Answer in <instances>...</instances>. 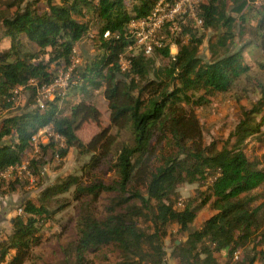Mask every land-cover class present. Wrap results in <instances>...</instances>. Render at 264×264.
Returning <instances> with one entry per match:
<instances>
[{"label":"trees","instance_id":"1","mask_svg":"<svg viewBox=\"0 0 264 264\" xmlns=\"http://www.w3.org/2000/svg\"><path fill=\"white\" fill-rule=\"evenodd\" d=\"M158 1L43 0L38 6L34 0L12 4L11 12L0 15V109L13 105L14 89L30 90L27 108L0 121V171L23 161L32 149L31 137L43 126L63 140L51 137L40 144L30 159L33 177L41 178L46 164L55 155L62 160L70 148L90 155L81 174L58 176L21 203L9 234L0 239V264L33 258L45 225L70 205L64 194L71 188V199L78 203L75 237L63 249L62 264H95L106 251L117 255L109 264H162L172 224L185 234L173 245L175 264H229L236 250L245 252L236 264H264V222L253 194L264 183V169L246 150L249 136L264 139V90L250 108H242L224 140L205 142L194 109L229 91L249 72L244 47H236L237 27L242 35L254 18L264 50V5H258L261 0H202L197 8L202 28L188 15L166 23L156 36L161 46L146 55L129 23L146 17ZM86 35L93 53L76 64L75 46ZM205 39L206 59L200 57ZM121 57L128 61L125 69ZM60 72L69 74L68 86L40 109L37 88L51 84ZM102 89L110 124L86 143L76 131L87 120H99L100 111L90 100ZM74 94L81 97L63 113L60 103ZM120 130L129 131V141H118ZM102 163L113 173L109 181L83 176ZM20 181L12 172L7 181L0 178V191ZM195 182L206 186L177 207L172 200L176 188ZM103 194L107 200L99 209ZM207 204L215 212L192 228Z\"/></svg>","mask_w":264,"mask_h":264},{"label":"rangeland","instance_id":"2","mask_svg":"<svg viewBox=\"0 0 264 264\" xmlns=\"http://www.w3.org/2000/svg\"><path fill=\"white\" fill-rule=\"evenodd\" d=\"M29 1L34 0H0V15H7L11 12L13 10L12 4L14 6H22ZM35 1H37L38 6H41L43 0ZM189 1L191 6L198 7L202 0ZM258 5H264V0H261ZM189 19L192 20L194 26H197L192 16H190ZM255 23V19L252 18L243 30L242 35H240V27L236 28V47H244V58L250 65L249 72L246 75H242L229 91L218 93L210 97L202 106L194 108L203 127L206 143L213 139L224 140L241 118L242 108H250L264 90V50L260 47L259 40L253 30ZM199 28H202V26ZM211 34L212 31L208 30L207 36ZM161 35L165 36L163 32ZM207 46V39H205L200 50L201 58H209ZM170 47L172 53H175L177 50L176 46L172 44ZM93 50L90 35L81 38L75 46V63H84L85 60L90 57L91 53H93ZM161 61L164 62L163 60ZM74 95L67 96L60 103L63 113L67 112L70 103L78 102V99L81 97L80 95ZM29 96V89L20 90L11 107L0 109V121L6 115L19 113L25 110L27 108L26 105ZM90 102L100 111V118L97 122L87 120L77 129V135L86 143L91 141L93 136L102 128L110 124L107 99L105 98L103 89L94 92ZM30 107L32 108L33 105H30ZM111 132H116V129L111 128ZM117 139L119 142L129 141V131H118ZM246 150L249 157L252 160H256L259 167L264 169L263 137L257 138L256 136H249L246 142ZM89 157V154H81L76 148H70L67 155L62 160L59 161L54 158L50 163L46 164L43 168L41 178L33 177V180L29 182H25L22 178V181L14 183L13 189H10V186L5 184L6 186H3L4 191H0V239L5 238V236L9 234L10 219L18 213L21 203L24 200L36 196L44 186L52 183L58 176L65 174H81V166L89 160ZM83 176H85V178L90 177L107 182L113 177V173L109 170L107 163H102L96 170ZM205 186L206 184H201L199 182L191 184L184 183L176 188V194L173 196L172 200L177 204V207H181L187 200L197 197L198 191L203 190ZM71 190L64 194V196L68 198L70 205L56 213L54 219L45 225L42 244L34 249L33 258L24 264H62V262L65 261L63 249L68 243L72 242L75 237L74 225L78 211V203L71 199ZM253 194L257 197L254 205L260 208L261 217L264 222V183L256 188ZM106 200L107 195L103 194L97 204L99 209L102 208ZM214 212L215 211L209 204L203 206L192 222V228L199 227L203 221ZM261 229L264 230V223ZM168 231V235L164 238L166 257L162 264H175V260L170 254L174 243L185 240V234H179L177 225L175 224L170 225ZM224 253H226V251H224ZM244 253L243 250H240L239 259L244 257ZM116 258L117 255L115 253L106 251L101 254V256L95 258V264H109V261H114ZM221 262H223V259H221ZM254 264H260V262L257 261Z\"/></svg>","mask_w":264,"mask_h":264},{"label":"built area","instance_id":"3","mask_svg":"<svg viewBox=\"0 0 264 264\" xmlns=\"http://www.w3.org/2000/svg\"><path fill=\"white\" fill-rule=\"evenodd\" d=\"M197 6H191L189 0H159L153 10L144 18L138 20H132L129 23V31L136 45L142 48L146 55H150L156 46H161V41L156 39V36L160 32L161 28L169 22L175 24L176 19L181 18L184 15L192 16L195 25L201 27L203 24L202 19L197 15ZM106 33L105 35H107ZM130 48V47H129ZM171 54H175L172 53ZM121 69H125L128 65V61L121 57L120 59ZM69 84V74L62 73L49 85L40 86L37 88V104L40 109L45 108L46 101L52 100L55 93L62 91ZM22 87L14 89V93L18 96ZM53 137L54 140L62 141L63 137L58 133H55L50 126H43L31 137L32 149L28 155L23 159L20 164L15 165L12 168L0 171V178L8 180L12 172L19 179L26 177L32 181L33 176L29 170L30 159L34 153L39 151L40 144H45L49 139ZM57 159V155H55ZM21 209L18 210V213ZM240 252L234 251L230 264H234L238 259Z\"/></svg>","mask_w":264,"mask_h":264}]
</instances>
